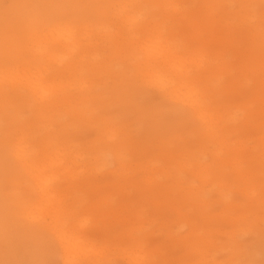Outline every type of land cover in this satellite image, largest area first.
<instances>
[{
    "label": "rangeland",
    "instance_id": "rangeland-1",
    "mask_svg": "<svg viewBox=\"0 0 264 264\" xmlns=\"http://www.w3.org/2000/svg\"><path fill=\"white\" fill-rule=\"evenodd\" d=\"M50 1L0 0V58L10 51V44L18 42L20 35H26L31 28H37L30 19H57L61 14L65 15L76 24H85L80 27H89L88 40L92 43L85 36L82 37L80 53L75 58L68 57V64L80 62L79 65L72 66L67 73L62 69L57 71V67L52 66L51 69L55 70L50 69L51 72L46 74L52 84L63 89L62 95L68 96V101L61 97L55 101L50 100L53 102L39 111L35 105L22 106L25 93L11 92L17 88L12 86L5 90L9 94L6 93V100L0 99V146L7 142L15 145L22 134H27L29 139L25 143H29V147L33 146L37 154V158H29L32 161L41 162L39 157L47 160L62 147H70L72 156L81 154L85 158L82 161L84 173L78 178L63 176L60 180L62 188L49 205L55 204L60 211L68 212L61 220L66 222L76 237L88 235L94 240L87 243L94 242L112 250L105 264H131L127 254L137 240L143 241L141 250L147 256L150 255L149 264H223L225 261L229 264H264V145L258 141L264 132L251 130L239 133L231 127L223 135L225 139H231L227 145L211 142L204 144L198 138L204 133V127L188 117L185 109L164 100L160 92L146 86L142 74L137 72L136 62L125 61V54L118 56L113 53L117 45L124 43L122 37L107 34V29L106 33L105 29L97 31L95 25L100 23L105 8L107 13L102 22L108 27L113 26L115 20L110 14L115 11V7L111 8L115 0H103L102 4L100 0ZM226 1H160L162 10H157L151 25L158 23L163 34L171 30L180 38L184 48L181 56L189 51L185 57L194 54L203 57L206 64H201L204 67L202 71L214 70L221 75L228 70L224 66L228 63L234 67L230 76L237 79L240 76V52L244 47L238 39L225 56L227 49L221 37H225L229 27L241 26V30L253 34L258 32V27L264 31V12L259 3L256 10L248 9L247 14L256 15L257 18H245L246 11L241 7L240 0ZM56 2L60 3L56 5ZM174 2L177 3L176 8L172 5ZM166 8L169 10L166 11ZM225 9L228 13L236 12L225 19ZM183 14H188V17L184 19ZM177 18L179 24L175 25L173 22ZM218 19H221L220 24L214 26ZM175 26L180 27L177 29ZM93 43L96 46L91 49ZM18 46L21 48V45L16 44L14 48ZM82 54L89 56L85 60ZM95 56H99V63L111 57V65L103 63V70H95L90 65ZM21 58L18 59V67L37 63L44 72V66L49 65L46 57L35 52L31 55L26 53ZM263 71L264 68H261L250 74L249 78L253 80L241 88L249 89H244L245 93L241 89L232 92V95L235 93L234 97L220 92L217 76L211 86L214 88L211 90L213 93L210 92L214 95H211L213 97L207 101L206 107L209 111L224 113L226 103H234L232 107L234 111L237 110L235 118L238 125L246 121L247 110L263 112ZM78 87L80 89H76ZM236 93L237 96L243 93V98L238 96L234 99ZM258 98H261L260 102ZM251 101L260 105L256 107L250 104ZM36 115H42L43 119ZM257 119L253 121L264 122L261 118ZM110 130L119 132L117 140L126 144L125 150L116 152L122 157L120 161L115 158V152L114 155L111 153L114 140L109 139ZM48 137H51L50 141L47 145L43 144V140ZM6 151L5 154L0 151V237L2 232L4 234L0 238L3 240H0V250H3L4 262L0 264H62L61 246L54 233L42 231L39 225L43 221L37 225L31 218L23 216V211H29L37 218L35 213L41 204L39 190H35L28 172L20 168L18 160L9 157L11 152L8 147ZM185 151L197 156L196 168L199 165L211 166L210 175L204 182L201 178H191L196 188L203 186L204 202L197 199V203H180L178 199L185 197L186 192L181 191L168 197L154 190L156 187L153 186H157V183L169 180L164 178L170 169L168 162ZM240 154L245 158L238 159ZM216 155L221 157L217 159ZM72 163L63 164L64 174L68 172L67 166L77 168ZM248 172L255 175L247 177L250 175ZM115 173L121 176H113ZM148 178H155L152 185L147 183ZM128 206L130 208L127 210ZM95 207L98 209H91ZM178 211L185 218L193 220L198 228L194 231L191 225H185L186 221ZM45 216L47 214L43 212L39 219ZM29 230L36 234L31 235ZM128 234H133L132 238ZM193 243L199 244L196 247L197 250L199 247L198 251L191 248ZM7 245L17 248L15 256L7 250ZM200 251L204 252L203 255ZM28 254L31 256L27 257Z\"/></svg>",
    "mask_w": 264,
    "mask_h": 264
},
{
    "label": "bare ground",
    "instance_id": "bare-ground-1",
    "mask_svg": "<svg viewBox=\"0 0 264 264\" xmlns=\"http://www.w3.org/2000/svg\"><path fill=\"white\" fill-rule=\"evenodd\" d=\"M160 1L167 2L169 0H115L111 5V8L115 7V11H112L110 14L111 17H113L115 20L113 26L108 27L104 22H102L107 13V8L102 10V14H101L102 16H100L101 19L99 18L100 23L98 24L95 23L96 25L95 24L94 25L95 27L97 26L98 32L99 31L102 32L105 29L104 30L105 33L107 30H109L108 31L109 33L107 32V34L110 35L115 34L118 37H122L124 43L117 45L116 51H114L113 53L117 54L118 56H121V54H125L127 59L125 61H128L130 63L136 62L135 66L138 69L137 72L138 74H142V80L145 83H147L146 86L156 89L158 92H160L164 100L170 102L171 104L177 107H181L182 109H185L187 111L185 113L188 115V117L194 119L195 121H198L204 127L203 129L205 130L204 133H202L198 137L199 140H201L204 144L211 142L210 144H216L222 146L227 145L231 139L229 138L225 139L223 135L231 127H234V129L237 130L239 133L241 131H251V130H258L260 133L264 132V122L255 123V121H253L257 117L259 120L260 118L264 120V111L262 112V110L261 112L259 110L256 111V109L247 110L246 121H244V123H242L241 125H238L239 122H237V118H235L237 110L234 111L233 110L234 108L232 107L234 103H226L227 109L223 110L224 113L209 111V109L206 107V105L208 104L207 101L213 97L211 95H214V94H210V92L213 93V91L211 90H213L214 88L212 89L211 86L213 85L214 79L217 78V76H219L217 78V80L219 81L218 89L220 90L221 93L223 91V94L227 96L230 95L232 92L241 89L242 86L245 84L248 86L249 83L253 80L249 78L250 74H254L256 73V70H261V68H264L263 66L264 65V31H262L263 29H260V27H258V32L253 34L241 30V26L237 28L229 27L225 31V37H221L222 39L221 42L224 44V46L227 49L225 56L229 53L231 46H233L234 43L238 41V39L241 40V44L244 47L240 52L241 61L238 62L240 64L238 70L240 72V76L237 79L235 77L230 76L232 74L234 67L230 66L228 63L224 65L228 70L222 72L221 75L216 74L214 70L205 69L204 72L202 71L204 67H202L201 64L202 65L206 64L205 62L206 60L203 57L199 56L198 54L185 57L189 53V51L185 52V56H181L182 54L181 51L184 48H182L183 43L180 40V38L177 35L173 34L171 30L166 34H163L161 27H159V24L156 22H155L156 23L155 26L151 25V23L154 20L153 16L156 15L157 10L158 9L162 10L161 5L159 4ZM208 1L215 3L221 1L224 2V0H208ZM230 1L231 0H227L226 2L229 3ZM240 1L242 3L241 7H243V9L246 11L245 18H250V19L257 18L256 15L250 16L247 14L249 13L248 9L256 10L255 7L259 5L260 0H240ZM50 2L53 3V0ZM100 2L102 4L104 1L100 0ZM57 3L60 2H56V5ZM130 4L148 5L149 7L147 8L125 7V5H130ZM172 5L174 6V8L177 7V3L175 2ZM58 6L60 5L58 4ZM55 10H57V8ZM165 10L168 11L169 9L166 8ZM235 12L236 11L228 13L227 10L225 9L223 13V17L225 19L226 18L229 19ZM174 13H177V11H175ZM187 17L188 14L187 15L183 14L184 19H186ZM233 19H235V17L232 18V20ZM178 20H179L178 18L175 19L173 23L175 25H178L179 24ZM29 21H32L31 23H35L37 25V28H31L28 32H26L27 36L24 34L20 35L18 42L17 43L14 42V44H10L8 46L10 48L9 49L10 51L4 57L0 58V99L6 100L4 97L7 96L9 92L5 90L13 86L14 88L17 89L12 90L11 91L12 93H25V95L22 98L23 107H32V105H35L37 109L41 111L40 108L46 107L51 102L58 99L59 97H61V99L63 100L68 101L69 97L62 95L63 89H60L56 84H52L50 79L47 78L46 74L48 72L55 70L53 68L51 69L52 66L53 67L56 66L57 71L59 69H62L64 73H67L72 66L79 65L80 62L73 63L72 65H70L67 63V59L69 56H71V58L77 57V55L80 53L83 47V45H81L80 40L84 36L86 37L87 40L90 39L89 38L90 29L89 27H85V28L80 27L85 24L82 25L81 22L80 24H76V22L75 23L72 22L69 18H67L65 15L62 14L57 19H51V18L46 20L30 19ZM220 22L221 19L216 20L214 22L215 23L214 26L219 25ZM83 23H85V21ZM226 23H229V21ZM175 27L179 29L180 26H175ZM148 34L150 35L148 36ZM92 36L93 33L91 34L90 37L92 38ZM88 41L92 43L91 40ZM15 44L21 45V48L19 46L14 48ZM95 46L96 43H93L91 49H93ZM33 52H35L36 54L43 55L48 60L49 65L44 66V72L42 71V69L39 68L40 65L37 63H29L27 64L26 67H18L19 65L18 59L22 60L21 57L26 55V53L31 55ZM90 53L91 52H89L88 54L90 55ZM88 54L87 56H85L86 54L84 55L82 54V59L86 60V58L89 56ZM98 57L99 56H95L93 58V62L90 64L95 70L97 71L103 70L101 68L103 63L105 64L108 62V65H111V61H112L111 57L108 59V61H104L101 63H99V61L97 60ZM260 78H262L261 74H260ZM223 83L224 85H222ZM261 86L264 88V81L263 84H261ZM76 89H80V87ZM244 89L246 90L249 88L243 87V89H241V91L243 90V93H245ZM243 93H240L238 95L241 97V99L243 98L241 96V94ZM246 93L248 96L247 91ZM255 93H259V92H255ZM237 94L238 93H236V97L234 99L238 98ZM261 94L260 96L263 95ZM234 95L232 96L234 97ZM232 96L230 97L233 98ZM230 97L229 99L231 100ZM254 97H258V96L254 95ZM234 99H232V101ZM260 99L261 98H258V102L261 101ZM255 102L251 101L250 104H255ZM259 105H256V107ZM261 105L262 107H264V100L261 101ZM36 117L43 119L42 115H36ZM217 130H219V132ZM109 133H110L108 135L109 139L114 140L113 150L111 152L112 155H114L116 152L125 150L126 144L120 140H117L119 132H117L116 130H110ZM27 136H28L27 134H22L15 145H12L9 142H7L5 144L3 143L0 146V151L3 154L7 153L6 147L10 149L11 153L9 154V157H12L14 159L16 158L18 160L20 168L23 171L28 172V175L30 176V180L33 181L34 183L35 190H39L38 195L41 198L40 201L41 204L39 206L41 208H39V206L37 207L38 210L35 213V215H37V218L33 217L34 214H32L29 211H23V216L27 217L28 219L31 218V220L35 224L37 223V225L40 224L39 222L43 221L39 225L42 228V231H47V232L51 231L54 233L56 240L59 242L61 246V250L63 254L62 264H105L106 261L108 260V257L111 255L110 252L112 250H109L106 246L97 245L94 242L87 243L89 241L94 240L92 237H88V235H83L79 238L76 237L73 230L68 229L66 222L61 220V218L65 217V215H67L68 212L60 211V208L56 207L55 204L49 205V203L55 200V198L59 194V191L61 190L60 188H62L60 184L61 179H63L65 176L78 178L84 173L85 166L83 165L82 161H84L85 158L81 154L72 156V150H70V147H62L58 149L57 152L52 154L53 156L48 158L47 160L39 157V159H41V162L32 161L29 158L35 159L37 158V154L33 146L29 147L28 146L29 143H25V140L29 139L27 138ZM50 138L51 137L44 139L42 143L47 145V142L50 141ZM214 140H218V141L214 142ZM258 141L261 142L262 145H264V136L260 137ZM216 156L217 159L221 157L219 155ZM196 157L197 156H195V153L191 154V152L188 151L182 152L179 156L173 157L168 162L170 165V169L169 171L166 172L167 174L164 177L165 179L169 178V180L163 183H159V184L157 183V186H153L156 187L154 190H157L158 194L163 193L168 197L172 196L175 193H179L181 191L186 192L185 197L178 199L180 203H185L186 201L187 202L190 201L191 203H197V201L198 200L200 201V199L201 201L204 202L205 199L203 198L204 197L203 186L196 188L194 183L191 182V178H201V180L204 182L205 178L210 175L209 169L211 168V166L209 165L201 166L198 164L199 166L196 168L197 163H195V161L196 160L198 161ZM115 158L117 159V161H120L122 159V157H120L118 153L115 154ZM240 158H245V157L244 155L240 154L238 156V159ZM96 159L98 160L97 157ZM71 160H73L74 164L72 163ZM65 163H72V165H76L77 168H75V166L73 168L67 166L66 168H68L67 169L68 172L67 174H64L62 171L65 172V170H63L64 168L63 164ZM80 163L81 165H79ZM32 169H35V171H33ZM248 173L250 175H247V177L250 178H252L255 175V174H251L252 172L251 173L248 172ZM113 176L117 177L121 175H119V173H115L113 174ZM257 176L258 175H256L255 177ZM154 181L155 178H148L147 183L148 184L151 183L150 185H152ZM107 186L109 187L110 185ZM115 186L117 187V185ZM120 190H118V193H120ZM154 190L153 192H156ZM104 204L108 205L107 202H104ZM111 206L114 207V205L112 204ZM133 206L135 207L134 204ZM129 208L130 207L128 206L127 210ZM91 209L97 210L98 207ZM43 212H46L48 217L45 216L46 218L43 217L42 219H39V216ZM178 212H179L178 214H180L181 217L183 218L184 216L181 214V212L180 211ZM184 219L186 221L185 225L187 224L191 225L194 228V231L196 227L198 228V225L197 224L195 225L192 222L193 220L187 219L185 217ZM48 220H50V222L46 223ZM5 223L6 222H4V224ZM53 223L54 226L52 225ZM29 232L31 233V235L36 234L35 231L33 232L29 230ZM2 234L1 237L4 235ZM131 235L133 236V234ZM132 236L129 237L132 238ZM142 242H143L142 240H137L134 246H131L130 248L131 252H128L127 254L128 256L127 258L131 264H149L150 255L147 256L145 254V251L141 250ZM1 243L3 244V242ZM198 245L197 243L196 245L193 243L191 248L195 251H198L199 247L198 250L196 249ZM7 247H8L7 250L10 253L12 252L13 256L17 254L16 247H13L11 245H7ZM114 251H117V249H114ZM200 253L201 255H203L204 252L202 253V251H200ZM29 256L31 255L28 254L27 257ZM15 259L16 258L14 257V260ZM203 259L204 257H202V263L204 262ZM0 262H4L3 250H0ZM230 264H237V263L233 262Z\"/></svg>",
    "mask_w": 264,
    "mask_h": 264
},
{
    "label": "snow or ice",
    "instance_id": "snow-or-ice-1",
    "mask_svg": "<svg viewBox=\"0 0 264 264\" xmlns=\"http://www.w3.org/2000/svg\"><path fill=\"white\" fill-rule=\"evenodd\" d=\"M260 6H261V9H262V12H264V0H260ZM125 7H128V8H138V7H149L148 5H138V4H130V5H125ZM223 264H229V262L225 261L223 262Z\"/></svg>",
    "mask_w": 264,
    "mask_h": 264
}]
</instances>
